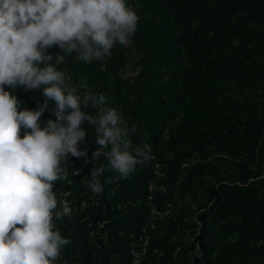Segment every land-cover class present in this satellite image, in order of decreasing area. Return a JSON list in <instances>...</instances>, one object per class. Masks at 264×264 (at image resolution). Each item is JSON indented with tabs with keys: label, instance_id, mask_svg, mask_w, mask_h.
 Instances as JSON below:
<instances>
[{
	"label": "trees",
	"instance_id": "trees-1",
	"mask_svg": "<svg viewBox=\"0 0 264 264\" xmlns=\"http://www.w3.org/2000/svg\"><path fill=\"white\" fill-rule=\"evenodd\" d=\"M129 3L139 15L130 43L90 63L66 54L57 67L78 87L87 86L81 92H103L121 111L133 145L152 146V159L117 181L103 152L91 160L101 146L94 127L81 125L89 159L69 155L66 178L53 182L58 201L63 189L75 199L72 214L54 218L69 238L56 264H130V234L140 230L151 206L164 210L171 199L178 206L152 230L142 264H264V178L229 184L261 172L250 164L256 149L264 154V134L257 148L264 130V0ZM48 51L49 62L56 63L62 50L54 45ZM10 91L22 107L43 101L40 89ZM84 110L98 109L89 104ZM49 117L55 119L46 109L41 126ZM214 151L244 159L219 167L209 159ZM156 161L163 163L167 191L156 192L146 205ZM101 165L103 190L94 194L86 181L91 167Z\"/></svg>",
	"mask_w": 264,
	"mask_h": 264
},
{
	"label": "clouds",
	"instance_id": "clouds-1",
	"mask_svg": "<svg viewBox=\"0 0 264 264\" xmlns=\"http://www.w3.org/2000/svg\"><path fill=\"white\" fill-rule=\"evenodd\" d=\"M138 20L129 0H0V264H56L69 243L54 222L69 209L57 207L53 182L66 178L69 155L89 159L81 147L84 122L101 146L91 160L103 152L117 181L152 159V146L133 145L121 111L103 92H81L87 86L57 67L66 54L90 63L127 45ZM54 45L62 52L50 63ZM18 87L40 89L43 101L22 107L10 91ZM89 104L98 110L85 111ZM46 109L55 119L41 126ZM103 171V165L89 171L86 186L94 194L103 190Z\"/></svg>",
	"mask_w": 264,
	"mask_h": 264
},
{
	"label": "built area",
	"instance_id": "built-area-1",
	"mask_svg": "<svg viewBox=\"0 0 264 264\" xmlns=\"http://www.w3.org/2000/svg\"><path fill=\"white\" fill-rule=\"evenodd\" d=\"M262 102L264 103V94L262 97ZM264 130L262 134L260 135L257 148L263 138ZM256 149V158L255 162L250 164L251 169L255 170L256 168H260L261 172L258 175H250L248 176L247 180L245 182H242L239 179H235L233 181H230V185H239V186H245L252 182H255L261 178H264V154H257ZM211 163L218 165L219 167H228L230 165L235 166L240 164V162L244 159V157L241 156H231L224 151H214L211 154ZM163 163L156 161L153 166V174H154V180H152L148 184L147 189V196L145 201V204L148 205L150 202L154 199V194L158 191L160 192H166L167 188L165 184L163 183V179L165 177V171L162 169ZM184 165V164H183ZM79 172V170H74L72 172L73 175H76ZM219 182L215 183V187H217ZM176 197V196H174ZM75 199L71 196V191L69 189H63L60 191L58 206L60 208L67 207L69 211L65 215H70L74 212L73 209V203ZM85 202L83 201L80 204V207H84ZM178 202L175 199H171L167 201L164 210L157 209L155 206H151L149 213L147 217L144 219L143 224L140 227V230L137 233H131L129 237V243H128V249H129V255H130V264H142L143 258L145 253L147 252V247L149 245L150 235L153 229L157 227V224L163 220L167 214L170 211H173L177 208ZM204 210L200 209L199 211ZM85 219V218H83ZM193 222L197 224L196 231L194 234H197L201 227V221L197 218V213L193 216ZM96 225L98 229H102L103 223L96 220ZM189 237H191V234H188ZM196 250H198V247L196 246Z\"/></svg>",
	"mask_w": 264,
	"mask_h": 264
}]
</instances>
